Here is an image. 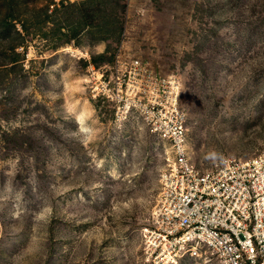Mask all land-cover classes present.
I'll return each instance as SVG.
<instances>
[{
	"label": "rangeland",
	"instance_id": "rangeland-1",
	"mask_svg": "<svg viewBox=\"0 0 264 264\" xmlns=\"http://www.w3.org/2000/svg\"><path fill=\"white\" fill-rule=\"evenodd\" d=\"M120 70L123 98L173 87L197 170L264 160V0H0V264H173L148 242L167 142L94 91Z\"/></svg>",
	"mask_w": 264,
	"mask_h": 264
},
{
	"label": "built area",
	"instance_id": "built-area-1",
	"mask_svg": "<svg viewBox=\"0 0 264 264\" xmlns=\"http://www.w3.org/2000/svg\"><path fill=\"white\" fill-rule=\"evenodd\" d=\"M130 69L146 72L138 59L130 60ZM100 78L96 94L115 99L116 113L121 107L135 109L170 149L152 211L155 230L148 241L161 250L158 261L177 264L190 250L204 247L219 264H264V160L226 159L212 170L199 171L188 158L184 115L172 86L162 94L146 91L134 100L120 96L124 84L128 91L132 87L122 70Z\"/></svg>",
	"mask_w": 264,
	"mask_h": 264
},
{
	"label": "trees",
	"instance_id": "trees-1",
	"mask_svg": "<svg viewBox=\"0 0 264 264\" xmlns=\"http://www.w3.org/2000/svg\"><path fill=\"white\" fill-rule=\"evenodd\" d=\"M1 23H2V25H4V26H5V25L9 26L8 28H9L10 31H11L10 28H13V25H12L11 21H10L9 19L5 18V17L3 18V20L1 21ZM5 31H6V30H5ZM13 34H14V36L16 37L17 40H21L20 45L24 44V37L21 35V33H19L18 31L14 30ZM17 45H18V44H17ZM13 48H16V47H12V49H13Z\"/></svg>",
	"mask_w": 264,
	"mask_h": 264
}]
</instances>
